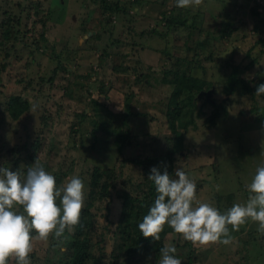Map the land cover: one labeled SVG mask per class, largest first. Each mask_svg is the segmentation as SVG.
<instances>
[{"label":"rangeland","instance_id":"374dc122","mask_svg":"<svg viewBox=\"0 0 264 264\" xmlns=\"http://www.w3.org/2000/svg\"><path fill=\"white\" fill-rule=\"evenodd\" d=\"M105 1L113 9L102 0H0V167L25 176L39 159L58 187L78 176L85 185L84 206L95 165L111 169L102 176L114 181L110 197L90 208L87 233L97 259L87 264H111L122 192L136 193L144 179L142 167L124 158L164 146L172 135L169 71L176 59H182L180 70L205 78L202 90L211 94L186 90L178 97L182 149L173 178L178 168L184 170L196 183L197 198L223 213L246 201L245 186L264 164V95L240 84L228 92L227 86L234 65L247 71L243 78L250 85L256 76L264 78V0H203L191 8H178L176 0ZM167 15L175 23H167ZM13 94L30 101L29 111L16 120L6 107ZM95 102L103 122H94ZM126 129L129 144L118 157L111 149L103 159V145ZM76 228L65 231L64 243H35L31 264L69 261ZM257 228L249 221L239 231L230 229L227 245L184 246L174 232L164 241L176 248L181 264H264V234ZM160 259L153 253L140 263ZM118 264L127 261L122 256Z\"/></svg>","mask_w":264,"mask_h":264},{"label":"clouds","instance_id":"9594fccd","mask_svg":"<svg viewBox=\"0 0 264 264\" xmlns=\"http://www.w3.org/2000/svg\"><path fill=\"white\" fill-rule=\"evenodd\" d=\"M203 0H176L178 8L199 7ZM256 96L264 95V84L256 88ZM157 193L142 221L139 232L144 238L160 241L165 225L194 247L227 245L232 232L249 221L258 224L264 234V164L257 166L243 203H234L223 213L211 202L197 198L196 183L178 168L175 178L156 167L150 170ZM219 191V186H216ZM85 202V185L73 176L57 186L53 174L45 171L37 159L22 178L19 171L0 167V264H31L34 244L50 238L64 243L65 231L74 233L80 223ZM33 233L35 235H33ZM176 248L165 244L160 249L159 264H181Z\"/></svg>","mask_w":264,"mask_h":264},{"label":"trees","instance_id":"16d2710c","mask_svg":"<svg viewBox=\"0 0 264 264\" xmlns=\"http://www.w3.org/2000/svg\"><path fill=\"white\" fill-rule=\"evenodd\" d=\"M102 1L104 2L105 6L113 9L112 4H106L105 0ZM252 12H254V9H252ZM165 18L167 23H175V18H173L172 15H170V17L167 15ZM6 22L7 21L3 18L1 20V25H5ZM10 31L11 28H4L2 30L3 36L7 38L10 34ZM229 33L230 32H228V34ZM16 36L17 35L15 34V37ZM41 37L42 39H45L43 34H41ZM262 40L264 42V38H262ZM45 43L47 44V41ZM181 60L182 59H176L174 62V69L169 71L174 74L173 78L170 79V83L173 85V91L170 100L175 106L173 111L170 110L168 112L172 135L167 137L164 146H160L159 148L151 147L144 155L130 156L124 158L123 160V162L130 161L135 165L141 166L145 176L144 179L138 183L139 190H137L136 193H130L127 191L122 192L121 215L114 232V249L110 253V257L112 258L111 264H118V261L122 256L127 261V264H141L140 262L142 259H148L153 255V253L156 256H159L160 249L166 244L164 241L165 236L168 233L173 232L171 228L165 225L164 231L161 233L160 241H153L151 238H144L139 232L137 225L142 221L143 216L147 214L148 209L154 203L157 195L154 183L148 180L150 170L153 167H156L158 171L161 172V174L165 170L172 177L174 174V158L176 153H179L182 149V133L176 125L181 110V107L178 105V97L186 90H197L198 92L204 89V85L207 82L205 78L193 75L186 70H180L179 66L183 64L180 63ZM1 67L5 68V64L2 63ZM245 71L246 70H244V68L239 67L238 65L233 66L231 75L227 81L228 92L233 91L237 84H240V87L243 90L248 91H254L258 85L264 84V78L259 80L256 76L254 84L250 85V82L243 78ZM252 80L253 79H251V81ZM97 106L98 103L95 102L93 108L96 111V116L98 118L94 119L95 123L97 120L103 122V119L100 117L101 114L98 113L99 111ZM6 107L11 118L16 120L24 113L29 111L30 101L27 97L22 96L21 94H13L8 97ZM83 113H85V109L82 110V114ZM215 113L216 112L214 111L213 114ZM123 119L126 120L125 117H123ZM211 120H213L212 117ZM95 126L97 128L108 127V125L102 126V124L100 125L99 123ZM124 131L125 132L117 133L113 142L103 145V147L100 149V154L103 159L110 157L111 149L116 151L118 157V154H120L126 145L129 144L130 135L127 129ZM110 171L111 169H109L107 166H101L100 163L95 165L93 170V178L91 180V187L87 195L85 206L81 212L80 223L76 228L75 234L72 236V250L70 252V259L69 261H65L63 264H87L89 261L97 259L93 253L94 243L87 233L88 228L92 225V213L90 208L93 206L95 200L110 197V188L114 186V181L102 179L103 174L105 176L106 173ZM20 174L23 178V174ZM219 198L220 197L217 196V199ZM188 244H190V242H183L184 246ZM176 246L178 245L176 244ZM194 256L195 254H193V249H190V257L192 258V261H197V258ZM157 264H159V262H157Z\"/></svg>","mask_w":264,"mask_h":264},{"label":"water","instance_id":"95a60500","mask_svg":"<svg viewBox=\"0 0 264 264\" xmlns=\"http://www.w3.org/2000/svg\"><path fill=\"white\" fill-rule=\"evenodd\" d=\"M200 93L202 94V93H204V94H206V96L207 97H209L210 96V94H211V90L210 89H208V90H202V91H200Z\"/></svg>","mask_w":264,"mask_h":264}]
</instances>
